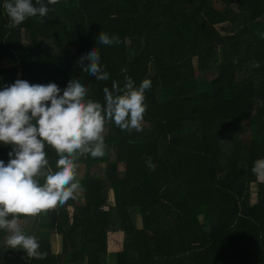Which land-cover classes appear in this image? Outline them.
<instances>
[{"label":"trees","instance_id":"1","mask_svg":"<svg viewBox=\"0 0 264 264\" xmlns=\"http://www.w3.org/2000/svg\"><path fill=\"white\" fill-rule=\"evenodd\" d=\"M4 2L0 90L79 79L103 103L126 76L151 88L141 131L108 123L106 154L76 161L83 203L19 218L39 217L42 255L9 248L0 230V264H264V179L251 171L264 158V0H55L16 27ZM101 31L120 43L98 44ZM96 46L106 81L79 65ZM11 151L0 147L5 164ZM110 233L122 234L116 251Z\"/></svg>","mask_w":264,"mask_h":264},{"label":"clouds","instance_id":"2","mask_svg":"<svg viewBox=\"0 0 264 264\" xmlns=\"http://www.w3.org/2000/svg\"><path fill=\"white\" fill-rule=\"evenodd\" d=\"M54 2L5 0L8 27L47 16L49 4ZM96 40L106 46L120 43L118 36L104 31ZM79 65L97 80L109 79L97 46L80 58ZM150 88V80L137 86L126 76L123 88L114 81L111 90L103 89V103L90 99L79 79L70 80L63 90L55 83L30 84L22 79L0 90V142L12 146L7 164L0 160V230L7 232L9 248H20L30 256L42 255L37 238L25 234L19 218L36 216L75 198L82 190L76 178V161L85 153L94 158L106 154L103 133L108 123L129 133L141 131L147 109L145 92ZM46 145L58 156L55 169L49 165ZM251 171L258 180L264 179V158L255 160Z\"/></svg>","mask_w":264,"mask_h":264},{"label":"rangeland","instance_id":"3","mask_svg":"<svg viewBox=\"0 0 264 264\" xmlns=\"http://www.w3.org/2000/svg\"><path fill=\"white\" fill-rule=\"evenodd\" d=\"M218 6V5H217ZM217 29L220 28V26H216ZM0 145H4V143L0 142ZM0 146V147H2ZM119 169L122 170L123 166L120 165ZM97 170V169H96ZM96 170H94V172H96ZM85 169L83 166H77L76 169V178L77 180H79L81 182V177L83 176ZM263 180V179H261ZM75 196L77 198L78 203H83V199H81V190H78L75 193ZM110 200L112 201V193L110 192ZM251 201L254 202L255 201V195L252 194L251 197ZM136 225L139 226L140 225V220H136ZM22 230L25 232V234L27 235H32L37 237L40 233V219L39 217H34V220L30 221V222H26L24 224L20 225ZM121 238H122V234L121 233H110L109 234V246H110V250L111 251H116L118 250V247L120 246L121 243ZM52 239V243H53V247L55 251L59 250L60 247V237L56 236V235H52L51 236Z\"/></svg>","mask_w":264,"mask_h":264},{"label":"built area","instance_id":"4","mask_svg":"<svg viewBox=\"0 0 264 264\" xmlns=\"http://www.w3.org/2000/svg\"><path fill=\"white\" fill-rule=\"evenodd\" d=\"M19 77H22V74H20V76Z\"/></svg>","mask_w":264,"mask_h":264},{"label":"crops","instance_id":"5","mask_svg":"<svg viewBox=\"0 0 264 264\" xmlns=\"http://www.w3.org/2000/svg\"><path fill=\"white\" fill-rule=\"evenodd\" d=\"M4 145H5V144H4ZM4 145H3V146H4ZM0 146H2V145H0Z\"/></svg>","mask_w":264,"mask_h":264}]
</instances>
